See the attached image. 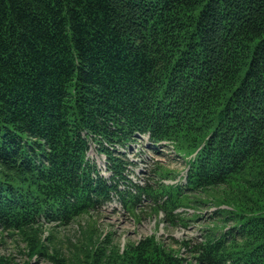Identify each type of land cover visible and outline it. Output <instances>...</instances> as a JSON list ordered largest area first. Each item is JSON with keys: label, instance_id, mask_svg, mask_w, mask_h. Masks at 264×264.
<instances>
[{"label": "trees", "instance_id": "trees-1", "mask_svg": "<svg viewBox=\"0 0 264 264\" xmlns=\"http://www.w3.org/2000/svg\"><path fill=\"white\" fill-rule=\"evenodd\" d=\"M141 136L173 148L184 184L128 178ZM92 143L108 177L88 159ZM240 179L194 262L154 236L69 256L36 236L114 196L134 211L145 195L172 219ZM0 231L24 237L21 264H264V0H0Z\"/></svg>", "mask_w": 264, "mask_h": 264}, {"label": "rangeland", "instance_id": "rangeland-1", "mask_svg": "<svg viewBox=\"0 0 264 264\" xmlns=\"http://www.w3.org/2000/svg\"><path fill=\"white\" fill-rule=\"evenodd\" d=\"M126 154L132 162L128 167V178L138 186L152 187L155 190L161 184L170 186L185 182L186 166L170 145L151 150L147 137L141 136L138 141L131 144V149ZM88 159L108 177L109 174L105 171V158L96 151L93 143L88 151ZM156 168H160L162 173L156 171ZM240 184L242 179L232 186L208 190L207 193L198 196L204 204L179 207L173 211L172 219L155 207V203L145 195L141 196V201L134 211L127 209L119 196H114L112 202L99 212L78 217L65 227L47 225L42 229H36V236L44 244L51 236L53 243L48 252L54 248L66 256L74 253L71 245H91L107 240L122 251L132 243L154 236L167 248L177 251L181 257L193 261L190 248L202 242L209 230L215 235L223 231L221 222L225 215L220 216L218 211L231 209L224 201L228 202L229 198L237 196L241 189ZM121 189L124 191L131 188L121 185ZM131 193L134 194L135 190ZM231 224L229 222L227 226ZM26 255L27 244L23 236H10L0 231V256L10 257L15 263L21 264L27 260ZM30 262L54 264L46 257L36 256Z\"/></svg>", "mask_w": 264, "mask_h": 264}]
</instances>
